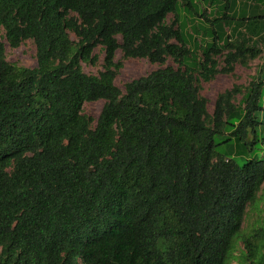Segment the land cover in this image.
Listing matches in <instances>:
<instances>
[{"label":"trees","instance_id":"obj_1","mask_svg":"<svg viewBox=\"0 0 264 264\" xmlns=\"http://www.w3.org/2000/svg\"><path fill=\"white\" fill-rule=\"evenodd\" d=\"M188 16L211 23L200 53ZM0 28L37 58L12 64L0 42V264H228L264 185V0H0ZM118 51L163 67L122 91ZM255 59L210 113L200 79ZM243 245L242 264H264V225Z\"/></svg>","mask_w":264,"mask_h":264},{"label":"rangeland","instance_id":"obj_2","mask_svg":"<svg viewBox=\"0 0 264 264\" xmlns=\"http://www.w3.org/2000/svg\"><path fill=\"white\" fill-rule=\"evenodd\" d=\"M197 5L200 11L204 12L205 10L209 20H213L215 16H218L215 14L216 5H210L209 1L197 2ZM228 13L230 16H232V12ZM174 18V15H169L168 23H171ZM180 19H183V15ZM190 19H192V21H190V23L188 24V30L192 35L190 46L193 51H195L196 53H200V49L199 51H196L195 49L196 44H199V47H205V43L210 41L211 38H207V35H203L202 32L200 34H198V32L196 31L194 32L195 26H197L196 30L201 31L200 27H202L204 24L210 26L211 28V23L206 22L205 18H202L200 16L189 17V20ZM70 38L74 42H78V39L72 33L70 34ZM0 42L3 43L5 46V54L8 62L17 66L31 69L37 67L36 46L34 41H25L19 48L13 49L9 46L6 40L5 30L3 28H0ZM226 53L227 51H224V54H218L214 57V59L218 62L220 68H223L225 66L224 56ZM94 54L98 56L96 64L84 62L81 63L82 70L87 75H98L103 70L104 49L99 46L94 50ZM116 61H121L123 63V68L120 70L115 80V84L122 91H124L125 85L127 83L140 77L146 76L152 71L163 67L158 64H152L147 59H125L121 51L117 52ZM261 63L262 59H255L253 61H250L247 65L236 64L234 72L230 74H217L209 82H205L200 79V93L201 96L206 98L208 102L209 112L213 113L216 100L221 93L233 89L235 86L241 87L243 92H246L247 89L250 87V84L256 77ZM165 66H171L176 69L178 68V64L175 63L172 58L167 59ZM242 97L243 94L241 92L237 94L234 100L235 104H239ZM103 106L104 101L86 103L83 108V113L88 117H91L94 121H96L101 113ZM263 225L264 185L258 193V198L256 202L247 208V214L242 225V232L234 242L235 247L228 264H242V252L244 251L243 240Z\"/></svg>","mask_w":264,"mask_h":264}]
</instances>
